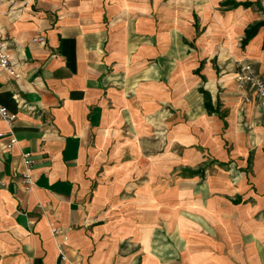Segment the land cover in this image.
<instances>
[{
  "label": "crops",
  "instance_id": "crops-1",
  "mask_svg": "<svg viewBox=\"0 0 264 264\" xmlns=\"http://www.w3.org/2000/svg\"><path fill=\"white\" fill-rule=\"evenodd\" d=\"M226 1L1 0L0 264H264V110L235 81L264 77V14ZM195 144L215 162L185 176Z\"/></svg>",
  "mask_w": 264,
  "mask_h": 264
},
{
  "label": "built area",
  "instance_id": "built-area-1",
  "mask_svg": "<svg viewBox=\"0 0 264 264\" xmlns=\"http://www.w3.org/2000/svg\"><path fill=\"white\" fill-rule=\"evenodd\" d=\"M1 4V0H0ZM1 8V7H0ZM34 41L39 43H45L44 37H37ZM0 69L6 70L10 75L17 76L16 69L12 67L11 59L9 54L6 52L5 43L0 41ZM236 81L238 88L244 93L243 97L245 101H251V93H254L259 100L260 107L264 110V77H262L255 69L254 65L251 63L242 62L238 64V71L236 74ZM1 97V94H0ZM17 115L11 112L7 107L0 103V120L4 121L8 127L11 129L13 126ZM16 139L12 135L10 138L9 148L11 149L14 144H16ZM25 172L23 174L24 180L31 182V170L33 165V160L31 154L27 153L24 155ZM53 233L58 234L56 227H53Z\"/></svg>",
  "mask_w": 264,
  "mask_h": 264
},
{
  "label": "rangeland",
  "instance_id": "rangeland-1",
  "mask_svg": "<svg viewBox=\"0 0 264 264\" xmlns=\"http://www.w3.org/2000/svg\"><path fill=\"white\" fill-rule=\"evenodd\" d=\"M229 21H230L229 20V13L221 11V18L218 21V25L221 27V29H224V27L229 24ZM218 32L219 31L217 29V33ZM236 69L238 71V65L236 66ZM139 82H141V81H139ZM160 82L164 83V79L161 78ZM236 85H237V81H236ZM136 86L137 85H135V87ZM127 88H129V89L133 88L134 89V86L127 87ZM130 95H131L132 98L136 97V95L132 94V92H130ZM143 98H146V96L143 97ZM242 101L245 104L249 103V102L245 101L244 98H243ZM165 109H167V110H165ZM165 112H167L169 114L170 120L173 119L175 124L178 123V121H179V119H177V110L172 109L171 105H169V106L168 105H162L161 108H159V110L157 112V115H156L157 116L156 117L157 118V122L152 124L154 137H158L159 139H161V142H162V145H163L162 148H159V150H161V149L164 150L163 147H165V145H166V141H167V138H168V133H169V130H170L169 126L166 125V123H165V121L167 119L163 118V116H162L163 114H165ZM171 114L173 115V117L170 116ZM184 120H185L186 123H188V122L190 123L189 126L191 127V129H194L195 125L192 123L191 120L189 121L188 119H185V118H184ZM188 150L190 152L191 158L187 162L188 167H185L184 170H183L182 174H184L185 176H192V175L201 173V171H204V167H206L208 165H211L213 162H215L210 157L206 156L205 147H203L202 144L192 145L191 147H189ZM194 156H196L197 158H192ZM157 163L161 164L162 162H157ZM202 176H203V172H202L201 177Z\"/></svg>",
  "mask_w": 264,
  "mask_h": 264
},
{
  "label": "trees",
  "instance_id": "trees-1",
  "mask_svg": "<svg viewBox=\"0 0 264 264\" xmlns=\"http://www.w3.org/2000/svg\"><path fill=\"white\" fill-rule=\"evenodd\" d=\"M261 1L258 2H251V1H245V2H236L233 0H227L222 4L223 7H228L231 9H237L239 7H244V8H256L259 12H262L264 14V7L260 3ZM264 27V21H259L256 22L255 24L249 26L246 29L245 37L242 39L241 42V47L244 49L247 44L257 35L259 30ZM204 63L201 64V67L203 66ZM200 93L203 94L204 100H205V107L208 109L207 111L209 114H214L217 113L219 117L223 120L224 124L226 125L225 128L228 126L225 117L226 115L221 112V105L220 102L218 101L216 108L213 106L212 103V98H211V93L208 91L201 89Z\"/></svg>",
  "mask_w": 264,
  "mask_h": 264
}]
</instances>
